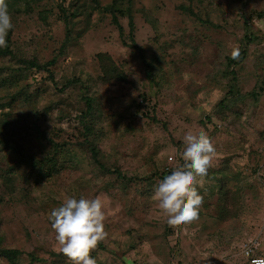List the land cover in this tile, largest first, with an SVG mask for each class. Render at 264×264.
I'll list each match as a JSON object with an SVG mask.
<instances>
[{
    "label": "rangeland",
    "instance_id": "374dc122",
    "mask_svg": "<svg viewBox=\"0 0 264 264\" xmlns=\"http://www.w3.org/2000/svg\"><path fill=\"white\" fill-rule=\"evenodd\" d=\"M7 3L0 264H73L49 220L70 195L103 200L96 264H250L255 239L264 256V0ZM195 129L215 147L202 204L169 225L154 187Z\"/></svg>",
    "mask_w": 264,
    "mask_h": 264
},
{
    "label": "clouds",
    "instance_id": "9594fccd",
    "mask_svg": "<svg viewBox=\"0 0 264 264\" xmlns=\"http://www.w3.org/2000/svg\"><path fill=\"white\" fill-rule=\"evenodd\" d=\"M12 28L7 0H0V47L7 46V36ZM231 55L235 58L238 51H232ZM214 153V144L205 130H188L183 135V150L180 153L183 165L164 176L153 192L169 225L188 223L198 217L203 197L198 191L197 185L201 182L197 177L207 175ZM49 220L61 245V252L73 264H96L90 251L106 235L101 197L67 196L51 210ZM253 264H264V256L255 257Z\"/></svg>",
    "mask_w": 264,
    "mask_h": 264
},
{
    "label": "built area",
    "instance_id": "2783aa9c",
    "mask_svg": "<svg viewBox=\"0 0 264 264\" xmlns=\"http://www.w3.org/2000/svg\"><path fill=\"white\" fill-rule=\"evenodd\" d=\"M257 245H258V241L256 239L255 240L247 241L243 245V253H244V256L246 258H249L250 264H253V259L255 257H259V256H255L254 255V251L257 248ZM246 252L248 254H246Z\"/></svg>",
    "mask_w": 264,
    "mask_h": 264
},
{
    "label": "trees",
    "instance_id": "16d2710c",
    "mask_svg": "<svg viewBox=\"0 0 264 264\" xmlns=\"http://www.w3.org/2000/svg\"><path fill=\"white\" fill-rule=\"evenodd\" d=\"M111 13H112V12H111ZM112 19H113L114 23L117 25L119 31H121V25L119 24L118 19H117V17L114 15V13L112 14ZM128 20H129V24H130V26H131V28H130V32H132V26H133L132 20H133V17H132L131 15H129V16H128ZM49 62H50V61H49ZM49 62H47V63H45V64H37V63H34V62H32V61H28L27 64H28L29 66H32V67L41 68V69H46V65H48ZM254 255H255V256H259V255H257V253H256V249H255V251H254ZM245 258H246V257H245ZM246 259H247V261L249 262V258H246ZM249 263H250V262H249Z\"/></svg>",
    "mask_w": 264,
    "mask_h": 264
}]
</instances>
